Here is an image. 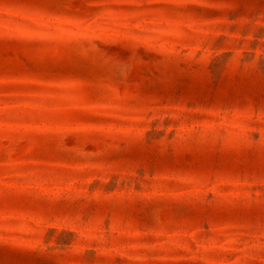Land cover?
Returning a JSON list of instances; mask_svg holds the SVG:
<instances>
[{
	"label": "rangeland",
	"instance_id": "rangeland-1",
	"mask_svg": "<svg viewBox=\"0 0 264 264\" xmlns=\"http://www.w3.org/2000/svg\"><path fill=\"white\" fill-rule=\"evenodd\" d=\"M0 264H264V0H0Z\"/></svg>",
	"mask_w": 264,
	"mask_h": 264
}]
</instances>
